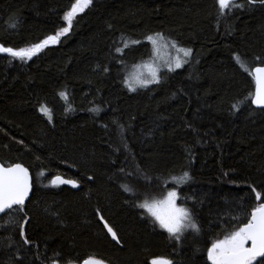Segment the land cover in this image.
I'll use <instances>...</instances> for the list:
<instances>
[{
    "label": "trees",
    "instance_id": "16d2710c",
    "mask_svg": "<svg viewBox=\"0 0 264 264\" xmlns=\"http://www.w3.org/2000/svg\"><path fill=\"white\" fill-rule=\"evenodd\" d=\"M73 3L0 0V43L19 50L56 36ZM237 3L219 15L217 0H92L32 59L0 53V161L33 178L22 210L0 216V264H212L211 245L264 203V109L251 103L249 75L264 65V4ZM156 33L192 54L132 91L126 72L150 58ZM184 172L186 183L173 180ZM58 175L80 188L54 185ZM170 190L199 227L179 241L139 207Z\"/></svg>",
    "mask_w": 264,
    "mask_h": 264
},
{
    "label": "snow or ice",
    "instance_id": "6c2138e0",
    "mask_svg": "<svg viewBox=\"0 0 264 264\" xmlns=\"http://www.w3.org/2000/svg\"><path fill=\"white\" fill-rule=\"evenodd\" d=\"M248 4H255L257 0H247ZM261 4H264V0H259ZM92 0H75L70 6V10L66 11L63 19L67 22V27H64L56 36H50L43 42L33 45L29 48H21L19 50L11 47H4L0 45V53H5L11 57L19 58L21 60L32 59L34 55L39 53L49 42H58L59 36L66 34L71 28L72 21L79 13L83 12L88 6H90ZM218 14L224 15L227 11L231 14L234 9H242L244 4L237 3V0H217ZM15 27V24L12 25ZM147 40L155 46L159 41H164L165 37L162 34L156 33L155 36H148ZM133 43H139V41H133ZM125 47L128 44L125 43ZM176 47L175 44L172 45ZM178 52L183 53L185 58L190 57L192 54L191 49L178 48ZM118 52L122 50L117 48ZM237 63L244 68V64L239 56L235 57ZM259 59V58H257ZM187 60H181L179 56L175 59V68H180L186 63ZM168 70L173 71L174 68L171 64L168 65ZM248 71L247 68H244ZM158 69L151 68L149 66L148 77H142V75H135L128 80V87L132 90H136V85L140 87H147L151 83H159ZM255 81V92L250 97L251 103L257 107L264 109V67H256L253 72H249ZM62 98H67L66 93H60ZM249 99V98H246ZM233 107H237L233 105ZM40 111L48 116L51 120V110L42 106ZM92 111H98V109H92ZM121 133L123 126H119ZM190 179L187 172H184L181 177H173V180L178 183H186ZM55 184H71L73 187H78L75 181L62 180L56 177L52 180ZM32 189V178L27 168L22 164H14L10 167H4L0 165V214H7L8 210H14V206H18L15 210H22L25 200ZM126 191L129 189H125ZM255 193L254 199L261 200V193L252 189ZM179 199L177 191H168L166 197L162 201L149 203L145 201L140 204L139 207L146 209L152 217L154 222H157L160 228L165 229L172 238L179 241L185 231L191 229L194 233L199 232L198 225L192 219L191 213L183 207H178L176 204ZM163 208L164 211L160 209ZM103 220V216L100 217ZM27 220L18 221L17 224L20 228V235L24 237V243H29L27 237L24 236L23 226L27 224ZM104 226L107 231L112 235L114 240H117L116 233L111 227H108L107 222ZM117 242H119L117 240ZM251 242L250 247H246ZM207 257L212 264H255L257 258H264V203H259L250 213L249 218L238 230L231 232L223 240H218L211 245L207 250ZM84 264H103V261L90 258L86 260ZM152 264H171L166 258L154 259ZM260 264H264V260L260 261Z\"/></svg>",
    "mask_w": 264,
    "mask_h": 264
},
{
    "label": "rangeland",
    "instance_id": "374dc122",
    "mask_svg": "<svg viewBox=\"0 0 264 264\" xmlns=\"http://www.w3.org/2000/svg\"><path fill=\"white\" fill-rule=\"evenodd\" d=\"M54 44L55 43L49 42L48 45H54ZM173 44H175L176 47H173L172 46ZM151 47H152L151 56H150V58L147 61H145L144 63H139L137 65H134V66L130 67L127 70V72H126V78H125V82H126L127 87H128V80H129L130 77H134L135 75H142V77H148V74H149V66L151 68L158 69L159 70L158 71V76H159L160 73H161L160 71H162V70H168V65L169 64H171L172 67L174 68L173 71H175L176 69L182 68V67L175 68V59H176L177 56H179V58L182 61L185 60V59L187 60L189 58V57L185 58L183 56V53H180L177 50L178 48H184V49H188V48L179 46L173 40L168 39L166 37H165V40L164 41H159L157 43V45L155 46V48L153 47L152 44H151ZM25 60H28V59H25ZM184 65H185V63L183 64V66ZM151 84H153V83H151ZM151 84H148V86H150ZM141 88H146V87H140L139 85H136V90L137 89H141ZM170 191H174V190H170ZM164 198L157 199V200H152L149 203L162 201ZM176 204H177L178 207H182V206L179 205L178 199L176 201ZM160 210L161 211H164L163 208H161ZM223 239H219V240H223ZM216 241H218V240H216ZM248 245H249V243H248ZM248 245H246V247Z\"/></svg>",
    "mask_w": 264,
    "mask_h": 264
},
{
    "label": "water",
    "instance_id": "95a60500",
    "mask_svg": "<svg viewBox=\"0 0 264 264\" xmlns=\"http://www.w3.org/2000/svg\"><path fill=\"white\" fill-rule=\"evenodd\" d=\"M0 45H2V44L0 43ZM4 47H5V46H4ZM256 67H264V65H258V66H255V67L253 68L252 72L255 70ZM253 106L256 107V108H259V107H257L255 104H253ZM15 164H17V163H15ZM19 164H21V163H19ZM0 165H3L4 167H10V166H12V165H4L1 161H0ZM13 165H14V164H13ZM29 174H30V176H31V178H32V175H31L30 172H29ZM56 177H59V178L62 179V180L75 181V180H73V179H67V178H64V177H62V176H60V175H58V176H56ZM56 177H54V179H55ZM75 182H76V184L78 185V187H73L71 184H60V185H65V186H68V187H70V188H73V189H76V190H77V189L80 188V184H79L77 181H75ZM58 184H59V183H58ZM32 190H33V178H32V189H31V191H30V193H29V195H28V198H29V196H30ZM28 198L25 200V203L27 202ZM25 203H24V205H25ZM14 207H16V206H14ZM1 215H3V214H0V216H1ZM250 246H251V242H249V245H248L247 247H250ZM91 258H94V259H96V260L103 261V264H109V263H107L106 261H104V260H102V259H100V258H96V257H91ZM159 258H165V257H159ZM159 258H156V259H159ZM89 259H90V258H88V259H86V260H89ZM166 259H167V258H166ZM86 260L82 261L81 263H73V264H84V262H85Z\"/></svg>",
    "mask_w": 264,
    "mask_h": 264
}]
</instances>
